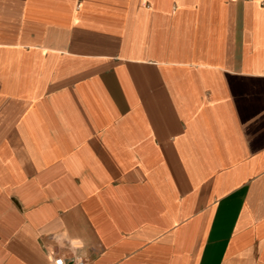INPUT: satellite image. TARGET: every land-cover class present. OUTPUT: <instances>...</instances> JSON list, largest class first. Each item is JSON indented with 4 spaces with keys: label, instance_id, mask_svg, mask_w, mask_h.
Returning a JSON list of instances; mask_svg holds the SVG:
<instances>
[{
    "label": "crops",
    "instance_id": "obj_1",
    "mask_svg": "<svg viewBox=\"0 0 264 264\" xmlns=\"http://www.w3.org/2000/svg\"><path fill=\"white\" fill-rule=\"evenodd\" d=\"M264 264V0H0V264Z\"/></svg>",
    "mask_w": 264,
    "mask_h": 264
},
{
    "label": "built area",
    "instance_id": "obj_2",
    "mask_svg": "<svg viewBox=\"0 0 264 264\" xmlns=\"http://www.w3.org/2000/svg\"><path fill=\"white\" fill-rule=\"evenodd\" d=\"M70 263L72 264H86V259L81 256H74ZM49 264H68L67 261L61 256H53L49 261Z\"/></svg>",
    "mask_w": 264,
    "mask_h": 264
}]
</instances>
